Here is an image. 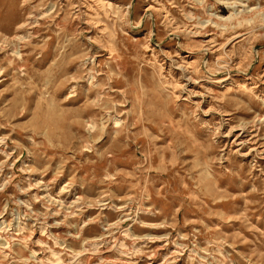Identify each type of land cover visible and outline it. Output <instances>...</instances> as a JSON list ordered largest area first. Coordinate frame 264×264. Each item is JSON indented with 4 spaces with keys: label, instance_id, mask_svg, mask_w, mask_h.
Returning a JSON list of instances; mask_svg holds the SVG:
<instances>
[{
    "label": "rangeland",
    "instance_id": "1",
    "mask_svg": "<svg viewBox=\"0 0 264 264\" xmlns=\"http://www.w3.org/2000/svg\"><path fill=\"white\" fill-rule=\"evenodd\" d=\"M0 264H264V0H0Z\"/></svg>",
    "mask_w": 264,
    "mask_h": 264
},
{
    "label": "bare ground",
    "instance_id": "2",
    "mask_svg": "<svg viewBox=\"0 0 264 264\" xmlns=\"http://www.w3.org/2000/svg\"><path fill=\"white\" fill-rule=\"evenodd\" d=\"M238 14L232 13L228 17H221V18H224V20L229 21V20L234 19ZM244 20H246V19H244ZM16 54L18 55V52Z\"/></svg>",
    "mask_w": 264,
    "mask_h": 264
}]
</instances>
